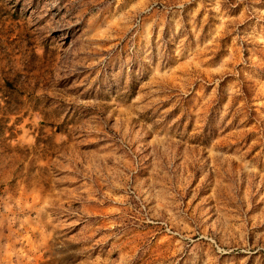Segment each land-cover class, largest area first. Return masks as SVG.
<instances>
[{"label": "rangeland", "instance_id": "374dc122", "mask_svg": "<svg viewBox=\"0 0 264 264\" xmlns=\"http://www.w3.org/2000/svg\"><path fill=\"white\" fill-rule=\"evenodd\" d=\"M0 264H264V0H0Z\"/></svg>", "mask_w": 264, "mask_h": 264}]
</instances>
